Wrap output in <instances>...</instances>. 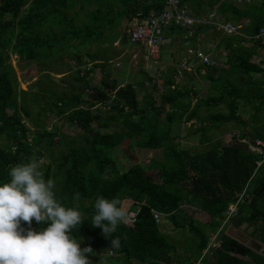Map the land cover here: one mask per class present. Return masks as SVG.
I'll use <instances>...</instances> for the list:
<instances>
[{
	"label": "trees",
	"instance_id": "trees-1",
	"mask_svg": "<svg viewBox=\"0 0 264 264\" xmlns=\"http://www.w3.org/2000/svg\"><path fill=\"white\" fill-rule=\"evenodd\" d=\"M247 1L253 0L184 1L195 17L216 11L226 21L242 23L241 36L223 35L216 40L217 34L212 33L216 47L225 52L223 67L205 68L211 87L216 85L215 94L196 98L192 87L175 82L177 73L171 69L163 72L166 92L159 95V106L151 92L153 85L143 97L142 108L137 90H145L144 84L151 82L147 74L141 72L142 82L123 87L104 74L99 86H92L89 77L103 69V59L86 53L92 62L86 68L82 49L105 43L106 33L122 22L129 25L138 15L146 19L161 14L165 0H0V181L9 179L8 170L17 163L46 159L40 168L46 179H54L60 202L78 207L84 215L85 221L72 234L79 239L89 233L98 247L109 249V239L119 237V249H110L119 256L115 264H195L216 233L220 245L208 250L202 264H264V251L256 254L225 234L226 225L244 227V233L264 246V163L256 167L259 157L240 142L247 137L248 143L264 140V62H252L256 52L264 50V42L244 38L264 28V0L258 7ZM207 28L211 26L192 30L171 25L162 36L193 41ZM190 31L193 35L188 37ZM12 57L21 70L35 66L39 77L29 91L18 88ZM70 58L73 66L65 62ZM61 67L69 74L57 84L51 74H64L59 72ZM219 107L225 113L211 112ZM247 107L252 115L246 122L240 114ZM50 115L80 135L67 136L59 126L47 130L42 118ZM192 120L199 124L190 131L195 140L227 124L240 126L242 132L227 146L212 145L201 153L178 151L172 129ZM247 123L254 125L249 132L244 131ZM112 127L119 130L106 131ZM56 139L61 143L57 154L53 152ZM125 143L143 150H166V158L182 161L183 172L178 175L162 165V176L155 180L137 164L121 170L115 152ZM242 193L245 198L236 215L223 225L228 206ZM98 195L119 197L120 206L127 202L137 206L133 226L121 222L108 239L99 227H92ZM185 204L198 208L210 221L194 220L183 209ZM153 213L162 215L173 230L190 236L192 243H183L184 255H178L180 243L162 232ZM31 227L38 230L41 225L33 221Z\"/></svg>",
	"mask_w": 264,
	"mask_h": 264
},
{
	"label": "rangeland",
	"instance_id": "rangeland-1",
	"mask_svg": "<svg viewBox=\"0 0 264 264\" xmlns=\"http://www.w3.org/2000/svg\"><path fill=\"white\" fill-rule=\"evenodd\" d=\"M256 5L257 7L260 6L263 3V0H253V1H247V3H251ZM215 18L220 19V15H218L217 12L213 13ZM221 20V19H220ZM127 22H122L120 26L112 28L106 33V41L105 43L97 44L93 43L87 48H83V53L85 56H83V59H81L82 62L88 63L86 68H91V59L86 55V53L90 54L94 59L96 57L103 59V69H96L93 71L91 76L89 77L90 84L92 86H99L100 80L103 77L104 74H107L110 79H114L117 81V84L119 87H123L125 84L128 83H139L144 80L143 75L141 72H144L147 74V76L151 79V82L145 83L144 88L145 90H137V100L140 103V107L143 108V97L145 94H147V91L151 89L153 85H155V89L151 91L154 95V102L156 106H159L160 100L159 95L162 92H166V88L163 86V77L164 73L166 74L169 70L173 69L176 71L177 75L175 78V82L179 86H189L190 83H197V77L193 76L192 74V68H193V62L192 60L196 61V57L199 53H204L210 49V45H207L206 42L209 40H206V38L203 36H198L197 41L200 46L196 48L195 52H191L188 50V42L182 43V40L180 38L174 36L171 41L169 42L167 38H165L163 46L160 51L159 59L156 61H149L144 57L143 52L138 47H133L128 42V29L130 28V25H126ZM242 24V23H240ZM213 33L217 34L216 40L220 38V36H223L224 34L221 31L212 30ZM211 37L209 34L208 39ZM124 38V39H123ZM176 39V40H175ZM214 42V41H213ZM210 41L209 43H213ZM208 43V44H209ZM214 44V43H213ZM131 55V57H129ZM133 57V58H132ZM97 58V59H98ZM262 58V60H261ZM74 59V58H73ZM256 59L259 60V64H262L263 57L257 56ZM254 61V60H253ZM257 61V60H255ZM66 63L70 65H74V62L71 60H65ZM216 63V62H215ZM11 64L13 65L15 69V73L18 80V88L22 91H29V87L35 83L37 78L39 77V74L35 68V66L27 67L23 70H21L20 63L17 62V60L12 57L11 58ZM217 65V63H216ZM217 66H221V64H218ZM74 68V67H73ZM64 72V74L57 75L56 73H52L51 77L54 79L53 82L60 84L59 79L64 78L69 72L63 67L59 68V72ZM164 72V73H163ZM198 88V92L201 91L202 87L200 84H196ZM203 88L205 86L210 87L211 84L206 81L205 77L202 80ZM213 87L216 85H212ZM201 91L202 95L205 93ZM146 92V93H145ZM212 95L211 91L210 93L207 92V96ZM206 96V97H207ZM202 98H205V96H202ZM99 112H103L104 109H101L100 107L97 108ZM212 113L216 112H224L225 109L223 107H219L218 109H214L211 111ZM36 112L33 113L35 115ZM250 111L249 109H245L241 114L242 120H247L249 118ZM163 115V114H161ZM42 120L45 123V127L47 130H51L55 126H59L62 133L66 134L67 136H78L80 135V131L73 128L68 127L67 125H62L60 123V120L57 119L55 116H49L47 118H42ZM189 124H194V126H197L198 123L195 120H192V122L188 124H181L178 126L173 127L171 136L173 137L174 143H179V149L180 150H186L191 153H201L205 150H208L211 148V144L215 139H218L219 144L221 146H227L232 142V135L237 132L241 133L242 129L239 128L240 126H235L233 124H227L222 127L221 130H224L226 133L230 132L227 137L219 135V133L210 134L209 136L199 138V140H195L189 137L191 129H195L192 127H189ZM26 126L32 130L30 121H26ZM119 128L112 127L107 132H113L118 131ZM235 131V132H234ZM245 131V130H244ZM224 137V138H223ZM56 144L53 146V152L55 154L59 153V150L61 148V143L56 139ZM126 145L122 148H117L115 154L117 158V163L120 166L121 170H125L128 167H130L133 164L139 165L145 172L146 175L152 177L153 179H159V176L161 175V169L160 166L164 165L166 168H170L173 173H178L180 175L183 171L180 167V164L174 163L172 158H166V153H164V150H143L136 148L134 146H131L129 143H125ZM199 146H204L203 148ZM40 166H43L47 164L46 159H42L38 161ZM183 179V177H182ZM125 210V206H121ZM186 209V208H185ZM189 210V208H187ZM192 213H196V210H192ZM197 218V217H196ZM199 218V217H198ZM162 223L159 224V228L164 232L167 236H172V234H168L166 231L167 228V222L165 219H162ZM164 221L166 223H164ZM26 225V224H25ZM181 232V231H178ZM190 236L185 233H178L176 235V239L180 240L182 243L184 242V239L186 240V245H189L192 243V240L189 239ZM172 241H176L174 238H169ZM85 246H90L93 249V255L89 256V259L91 260L92 264H115V259H119V256L113 254V252L109 248L105 247H98L91 234L87 233L82 237V243L80 245L81 248ZM134 264H138L136 262H133ZM172 264H177L172 263Z\"/></svg>",
	"mask_w": 264,
	"mask_h": 264
},
{
	"label": "clouds",
	"instance_id": "clouds-1",
	"mask_svg": "<svg viewBox=\"0 0 264 264\" xmlns=\"http://www.w3.org/2000/svg\"><path fill=\"white\" fill-rule=\"evenodd\" d=\"M7 175L0 181V264H92L93 249L81 248L82 238L72 234L85 221L82 211L60 202L54 179L45 178L39 163H17ZM120 205L119 197L95 199L90 225L107 239L127 218ZM33 221L41 225L38 230L31 227ZM109 240L110 249H119V237Z\"/></svg>",
	"mask_w": 264,
	"mask_h": 264
},
{
	"label": "built area",
	"instance_id": "built-area-1",
	"mask_svg": "<svg viewBox=\"0 0 264 264\" xmlns=\"http://www.w3.org/2000/svg\"><path fill=\"white\" fill-rule=\"evenodd\" d=\"M184 1L185 0H166L165 10L161 14L150 16L146 19H141L138 15L128 29L129 44L133 47L140 48L147 60L156 61L159 59L160 48L164 43V38L162 36L163 30L171 25H177L187 29H195L198 26L205 25L214 27L217 31H221L226 36H241L240 25L233 24L228 21H219V19L215 18L216 15L214 16V12L208 14L207 16H192L189 14L190 12L187 6L183 4ZM190 36L191 32L188 34V37ZM244 38L252 41L262 40L264 42V28H261L256 35L252 37L244 36ZM258 55L264 58V50H259ZM195 57V59L204 65L205 68L216 65V63L211 59L210 53H199ZM254 63L259 64V60ZM242 143L247 146L250 152L259 157V160L256 162V167L262 165L264 163V140L255 139L253 143ZM244 198L245 195L242 193L238 196L234 204L228 206L223 225L236 215L237 206L244 201ZM124 206L128 215L123 223L128 226H133L138 212V207L133 205L132 202H127ZM153 216L156 224H161L163 216L157 213H153ZM219 245L220 242L217 240V233L211 235L208 248L203 252L200 260H198L195 264H202V259L207 254L208 250L216 249Z\"/></svg>",
	"mask_w": 264,
	"mask_h": 264
},
{
	"label": "crops",
	"instance_id": "crops-1",
	"mask_svg": "<svg viewBox=\"0 0 264 264\" xmlns=\"http://www.w3.org/2000/svg\"><path fill=\"white\" fill-rule=\"evenodd\" d=\"M165 2H166V0H165ZM165 7H166V4H165ZM164 10H165V8H164ZM163 10V11H164ZM189 10V9H188ZM189 12H190V10H189ZM216 12V11H215ZM190 15L192 14L191 12L189 13ZM219 15V14H218ZM192 16H193V14H192ZM202 16H204V15H202ZM221 19V20H220ZM220 19H219V21H226L223 17H221L220 16ZM230 22V21H229ZM133 23V21L130 23V24H132ZM231 23H233V22H231ZM233 24H235V23H233ZM240 25V24H239ZM196 29V28H195ZM195 29H192V30H195ZM212 30H216L214 27H211V28H207V30H205L204 32H200L198 35H197V37L198 36H203L204 35V37L206 38V40H209V41H207L206 42V44L207 45H210L209 47H210V49L207 51L206 50V53H210L211 54V56L212 55H214L216 58L214 59V61L217 63V65L218 64H221V66H217V67H223L224 65H223V59H221V57H223L224 55H225V52L222 50V49H219V48H217L216 46H217V43L214 41L213 42V40H212ZM217 31V30H216ZM191 32V36L193 35V32L192 31H190ZM209 34L211 35V37L208 39V37H209ZM190 36V37H191ZM197 37L192 41V40H190V41H185V39H184V37H178V38H180V40H182V43H185V42H188V50L189 51H195L196 50V48L198 47V46H200L199 44H198V41H197ZM168 40H169V42H173V41H171L173 38H167ZM174 40V39H173ZM176 40V39H175ZM210 41H212L213 43H209ZM209 43V44H208ZM191 44H194V46H192ZM162 46H163V44H162ZM162 46H161V48H162ZM161 48H160V51H161ZM259 51V50H258ZM258 51L256 52V55L253 57V59H252V62H255V60H258V59H254V58H256V56H258ZM203 52H205V51H203ZM160 56V55H159ZM219 56V57H218ZM129 57H131V55H129ZM133 58V57H132ZM254 60V61H253ZM192 62H193V68H192V75L193 76H196L197 77V83L195 82L194 84L193 83H190V87H192L193 89H194V91L195 92H197V97L196 98H202V96H207V92L208 93H210V91H211V93L212 94H215L214 93V91H213V87H207V86H205L204 88H203V85H202V80H203V78L205 77V69L201 66V64L200 63H198L197 61H195V60H192ZM200 68V72L198 71V73L196 72V70H197V68ZM205 79H206V81L208 82V80H207V78L205 77ZM196 84H200V86L202 87V89H201V91L202 92H204L203 90H205V93H203V95H202V93H201V91L200 92H198V88H197V85ZM195 99H193L192 100V105L195 103ZM248 109H249V111H250V114H249V118H250V116L252 115V110H251V108L250 107H247ZM246 108V109H247ZM242 113V112H241ZM199 115H201L200 113H199ZM248 118V119H249ZM248 119L247 120H244V121H248ZM196 121V120H195ZM192 122V121H191ZM197 122V121H196ZM190 123V122H189ZM188 124V123H187ZM189 127H193V128H197V127H199V124L197 125V126H194V124H189ZM254 128V125H252V123H247V125H245L244 126V130L245 131H251L252 129ZM222 129V128H221ZM235 132V131H234ZM216 133H219V135H222V136H225V138L227 137V135L230 133V132H228V133H226L224 130H218V131H211V132H209L208 134H206V136H209L210 134H215L216 135ZM240 135V133L239 132H237V135H236V133H234L231 137L233 138V137H238ZM205 136V137H206ZM224 138V137H223ZM241 143L242 142H249V138L247 137L246 139H243V140H241L240 141ZM242 144H244V143H242ZM212 145H220L219 144V141H218V139H215L213 142H212V144H211V148L213 147ZM221 146V145H220ZM200 148L202 147H204V146H199ZM222 147V146H221ZM211 148H209V149H211ZM208 149V150H209ZM164 153H167L166 152V150H164L163 151ZM173 159V161H174V163H175V161H176V163H178V164H181L182 163V161L180 160H177V158L176 157H173L172 158ZM186 208V209H185ZM187 208H189V210H187ZM183 209L187 212V214L188 215H190L194 220H196V221H198L199 223H207V222H209L210 221V218L207 216V215H205L204 213H202L198 208H196V207H194V206H190V205H184L183 206ZM192 210H196V213H192ZM197 217V218H196ZM199 217V218H198ZM164 218V217H163ZM162 218V219H163ZM163 221V220H162ZM162 223V222H161ZM164 223H166L165 221H164ZM168 226H167V228H166V231H167V233L169 234H172V236L170 237V236H168L169 238H174L176 241H178L179 243H180V248L178 249V255H184V248H183V243L180 241V240H177L176 239V235H178V233H183L184 235H185V232H178V231H176V230H173V228H172V226L169 224V223H166ZM230 225H226L225 226V233H226V231H227V228L229 227ZM242 231H244V227H242V229H241ZM164 233V232H163ZM165 234V233H164ZM166 235V234H165ZM167 236V235H166ZM185 240V239H184Z\"/></svg>",
	"mask_w": 264,
	"mask_h": 264
},
{
	"label": "water",
	"instance_id": "water-1",
	"mask_svg": "<svg viewBox=\"0 0 264 264\" xmlns=\"http://www.w3.org/2000/svg\"><path fill=\"white\" fill-rule=\"evenodd\" d=\"M226 236L233 239L240 245L246 247L256 254H261L264 251V246L260 244L258 241L250 238L244 231L241 229H236L233 226H229L226 231Z\"/></svg>",
	"mask_w": 264,
	"mask_h": 264
}]
</instances>
